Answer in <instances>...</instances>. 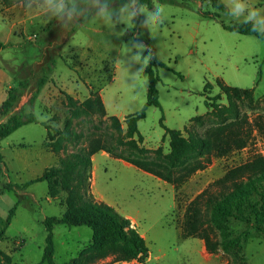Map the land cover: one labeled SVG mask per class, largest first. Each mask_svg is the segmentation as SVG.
Segmentation results:
<instances>
[{
  "label": "rangeland",
  "instance_id": "rangeland-1",
  "mask_svg": "<svg viewBox=\"0 0 264 264\" xmlns=\"http://www.w3.org/2000/svg\"><path fill=\"white\" fill-rule=\"evenodd\" d=\"M151 1L153 7H147L148 11L164 7L163 23L154 30L148 16L141 13L139 0L108 8L113 22L120 20V9L125 6L124 16L129 12L142 16L144 24L135 33V17L128 24L110 25L94 15L79 24L82 15L97 8L101 0H87L86 4L77 0L79 13L73 24L49 21L39 11L26 12L19 0H0V40L6 44L0 50V105L10 88L26 82L28 88L16 111L32 112L40 122L23 126L1 143L0 231L6 227V232L0 249L12 256L14 264L42 261L47 235L43 221L60 217L66 210L62 205L65 194L51 199L47 183L24 185L61 158L84 150L94 139L114 146L126 131L125 117L142 110L147 102L149 80L143 60L150 57L149 64L154 56L167 68L156 69L161 108H148L146 118L138 123L143 146L152 152L162 148L163 155L169 153L168 139L163 141L162 119L167 128L182 131L186 137L194 134L205 138L225 125L229 126L227 132L242 128L241 137L248 145L213 158L179 189L122 160L98 155L91 192L95 200L135 222L150 250L144 264H227L232 260L233 254H209L200 239H183L181 227L187 206L200 193L232 167L264 155V40L224 30L220 21L202 14L218 13L209 3ZM223 2L229 13L228 0ZM246 3L264 10V0ZM227 13H220L223 23L240 22ZM42 77L47 82L37 95L36 83ZM235 88L241 90L237 93ZM91 93L102 95L106 114L72 118L65 94L82 102ZM207 100L217 107L208 109ZM113 116L119 118L122 133L115 129ZM196 117L201 118L192 122ZM7 118L0 117V123ZM41 123L51 129V139ZM50 142H61V151L53 152ZM8 184L11 190L5 189ZM228 228L236 235L249 229L250 236L243 238V259L247 264H264V233L238 222H231ZM54 236L57 263L71 264L73 259L88 255L90 228L56 226ZM109 262L139 264L114 263L112 258L100 264Z\"/></svg>",
  "mask_w": 264,
  "mask_h": 264
},
{
  "label": "trees",
  "instance_id": "trees-1",
  "mask_svg": "<svg viewBox=\"0 0 264 264\" xmlns=\"http://www.w3.org/2000/svg\"><path fill=\"white\" fill-rule=\"evenodd\" d=\"M80 1L87 3V0ZM130 1L101 0L100 5L107 2L109 8L112 5H126ZM200 1L209 3L218 11L215 14L209 12H202V14L207 18L220 21L224 30L264 40V36L252 31L251 23H223L220 13L228 12L223 0ZM160 2L176 5L173 0H160ZM139 4H146L149 8L153 7L151 0H139ZM98 11L99 6L85 12L79 24L91 20ZM133 24L135 33L139 32L144 24V18L136 15ZM76 30L77 26L72 29V33ZM5 48L6 44L0 40V50ZM158 67L167 68V65L154 56L146 67L149 80L147 102L142 110L125 117L126 131L120 135L114 146L109 147L100 139H94L84 150L61 158L57 165L45 169L40 177L24 185V188H27L35 183H47L48 195L51 199L65 194L62 203L66 208L64 214L60 217H46L43 221L47 232L46 244L43 249L42 261L38 264H60L55 261L54 229L56 226L88 227L92 230V244L88 255L84 259L81 256L73 259L71 264H100L109 258H112L114 263L137 262L144 264L149 258L150 250L147 242L133 227L131 220L121 215L112 206L97 201L93 197L91 192L92 159L100 151L179 189L195 173L206 169L212 163L213 158L228 156L248 145V140L241 137L242 128H240L241 130L237 129L236 132H227L229 126L225 125L210 131L205 138L194 134L186 137L182 131L167 128L162 119L161 125L165 130L163 141L168 139L169 153L163 155L162 148L152 152L143 146L144 138L139 132L138 123L146 118L148 108H161L157 89L160 82L156 72ZM46 82V77L37 81V95ZM27 88L26 82H20L17 87L10 88L6 99L0 105V117H8L5 122L0 123V150L2 141L20 128L40 123L36 114L32 112L27 113L24 109L16 111ZM235 89L237 90V88ZM65 97L72 118H80L94 113L106 114V107L100 93H91L82 102H78L68 94H65ZM206 105L208 109L217 107V104H210L209 100L206 101ZM200 118L196 117L192 122L199 121ZM111 121L115 129L122 133L123 129L119 118L113 116ZM41 125L46 129L47 135L51 139V129L46 124L41 123ZM61 144V142H50L48 147L52 148L53 152H59ZM3 166L4 160L0 152V180L3 176ZM5 189L11 190V185H6ZM15 211L16 208L11 211L7 226L11 223ZM231 222L246 224L257 233H264V155H256L250 161L232 167L222 178L215 181L191 201L186 209L181 236L183 239L202 240L206 251L211 255L233 254L232 260L227 264H247L243 259L242 249L243 238L250 236V230L247 229L236 235L228 228V224ZM5 232L6 227L0 231V241L3 240ZM0 264H14L12 256L2 249H0Z\"/></svg>",
  "mask_w": 264,
  "mask_h": 264
},
{
  "label": "clouds",
  "instance_id": "clouds-1",
  "mask_svg": "<svg viewBox=\"0 0 264 264\" xmlns=\"http://www.w3.org/2000/svg\"><path fill=\"white\" fill-rule=\"evenodd\" d=\"M32 3H35V8L32 7ZM230 4V12L227 13L232 19L240 21L244 24L251 23L252 31L258 33L260 36H264V10L257 9L249 6L246 0H228ZM20 6L26 12L39 11L47 20L53 19L60 20L64 24H73L74 17L79 13L77 8V0H29L25 3V0H19ZM99 6V11L96 14L98 19H102L110 25L123 22L128 24L135 17V13L129 12L127 16H124L125 8H121V18L118 21L113 22L111 20L112 10L108 9L107 2ZM155 11H148L147 5H141V13L148 16V23L154 30L157 26L163 23L164 20V7L154 6ZM144 46H140L142 49ZM139 59V57H137ZM150 57L144 58V66L147 67Z\"/></svg>",
  "mask_w": 264,
  "mask_h": 264
},
{
  "label": "crops",
  "instance_id": "crops-1",
  "mask_svg": "<svg viewBox=\"0 0 264 264\" xmlns=\"http://www.w3.org/2000/svg\"><path fill=\"white\" fill-rule=\"evenodd\" d=\"M103 98V97H102ZM98 155H101L102 157H109V154H107L106 152H104V151H100L99 153H97L96 155H94L93 156V159H92V161H93V174H94V176H95V171H96V165H95V161H96V157L98 156ZM130 220H131V218H129ZM131 222H132V225H133V227H135L136 228V226H135V222L133 221V220H131ZM143 236V235H142ZM144 237V236H143ZM102 263H104V262H102Z\"/></svg>",
  "mask_w": 264,
  "mask_h": 264
}]
</instances>
